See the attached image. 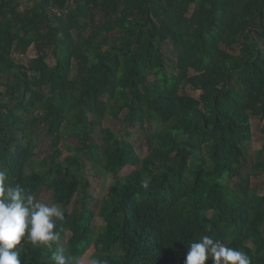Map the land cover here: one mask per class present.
Returning a JSON list of instances; mask_svg holds the SVG:
<instances>
[{
	"label": "trees",
	"instance_id": "trees-1",
	"mask_svg": "<svg viewBox=\"0 0 264 264\" xmlns=\"http://www.w3.org/2000/svg\"><path fill=\"white\" fill-rule=\"evenodd\" d=\"M252 118L264 120V0H0V168L63 209L53 250L79 264H182L205 235L264 264ZM102 172L113 181L94 201ZM50 257L26 244L19 258Z\"/></svg>",
	"mask_w": 264,
	"mask_h": 264
},
{
	"label": "clouds",
	"instance_id": "clouds-1",
	"mask_svg": "<svg viewBox=\"0 0 264 264\" xmlns=\"http://www.w3.org/2000/svg\"><path fill=\"white\" fill-rule=\"evenodd\" d=\"M7 178V169L0 168V264H21L20 252L26 244L47 248L54 264H79L78 258L65 256L62 248L53 250L60 238L56 228L57 222L64 219L63 209L38 200L20 184L6 185ZM143 186L147 188V182ZM209 260L211 264H251L244 252L208 235L190 244L182 264H207ZM91 264L100 261L92 259Z\"/></svg>",
	"mask_w": 264,
	"mask_h": 264
},
{
	"label": "rangeland",
	"instance_id": "rangeland-1",
	"mask_svg": "<svg viewBox=\"0 0 264 264\" xmlns=\"http://www.w3.org/2000/svg\"><path fill=\"white\" fill-rule=\"evenodd\" d=\"M35 56V52L32 48H30L27 51V54L25 56H17V61L21 63H27L28 60ZM189 94L193 95L194 97H198L197 92H192L191 90L187 91ZM264 124V120H258L257 118H252L251 120V126H252V137L249 142L245 144V151L247 153V159L245 162H248V165L245 167V170H247L248 166H250L252 157L255 155V153L260 150L264 143V136L261 134L260 129ZM108 126L118 129L119 123L117 122H109ZM144 142L143 136L138 137L137 141V151L140 154L141 157H144L147 154V145ZM132 170L131 167H126L123 169V171L119 174L120 177H123L127 175ZM248 171V170H247ZM90 181V188H89V194L92 195L94 198V201H97L98 199L102 198L105 195L106 189L109 187V185L112 183L113 179L111 176L104 174L102 172L100 179H96L94 176L89 177ZM258 185L259 192L264 193V176L258 179H251L250 187H256ZM44 198H42L43 200ZM45 203L51 204L50 199L46 198L44 199ZM94 204V203H93ZM93 225L98 229L100 226H102V223L98 217H95L93 220ZM89 255V254H88ZM87 255V256H88ZM85 260H82L84 262Z\"/></svg>",
	"mask_w": 264,
	"mask_h": 264
}]
</instances>
